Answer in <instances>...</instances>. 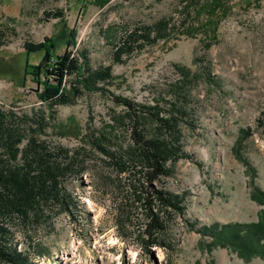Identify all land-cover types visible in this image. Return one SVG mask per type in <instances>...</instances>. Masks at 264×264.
I'll return each mask as SVG.
<instances>
[{"label": "rangeland", "instance_id": "374dc122", "mask_svg": "<svg viewBox=\"0 0 264 264\" xmlns=\"http://www.w3.org/2000/svg\"><path fill=\"white\" fill-rule=\"evenodd\" d=\"M233 1L218 41L207 48L201 35L176 36L182 0H0L5 110L51 111L38 95L42 82L28 67L41 65L45 52L26 49L45 41L57 55L72 52L80 60L86 55L92 68L111 66L117 77L72 104L55 105V123L74 120L84 132L102 127L122 109L113 95L160 100L186 111L182 129L189 157L157 183L182 196L184 210L163 215L166 229L151 254L142 241L149 222L143 181L126 174L116 178L95 165L92 172L66 180L77 200L73 213L54 207L40 221H7L8 243L28 264H264L260 256L245 260L228 247L210 249L211 237L200 232L204 225L258 222L264 208L251 196L253 186L264 190V0ZM161 19L178 27L167 41L114 59L125 36ZM178 66L188 68L190 76ZM44 136L69 147L80 143L76 135L59 137L52 128Z\"/></svg>", "mask_w": 264, "mask_h": 264}, {"label": "trees", "instance_id": "16d2710c", "mask_svg": "<svg viewBox=\"0 0 264 264\" xmlns=\"http://www.w3.org/2000/svg\"><path fill=\"white\" fill-rule=\"evenodd\" d=\"M182 2V28L176 36L201 35L206 47H211L218 41L220 25L232 13L234 1ZM169 22L161 19L134 29L117 45L114 59L121 61L123 55L141 50L147 44L167 41L169 33L178 28ZM3 44L0 29V47ZM52 46V42L45 41L26 45L28 53L45 52L41 65L28 67L33 68L29 72L42 82L43 89L38 95L51 111L19 114L0 105V264L29 263L22 251L8 243L7 221H40L50 217L54 207L59 212L73 213L77 200L66 180L92 172L95 165L107 169L116 178L126 174L130 179L143 181L149 222L147 237H142V241L151 254L153 246L160 244L157 235L166 229L163 215L171 217L173 211L184 210L183 197L157 187V183L163 177L173 176L177 163L189 157L184 149L182 129L186 111L174 104L163 105L160 100L144 103L113 95V101L122 109L114 110L102 127H90L84 132L74 120L55 123V105L72 104L85 91L102 88L101 85L113 83L117 77L111 66L92 68L85 53L80 60L72 52L57 55ZM178 68L186 77L190 76L188 68ZM42 70L44 79H40ZM48 128L59 137L74 134L80 143L69 147L53 142L44 136ZM251 183L254 184V178ZM251 196L264 206L263 189L253 186ZM200 232L203 238L211 237L210 249L228 247L245 260L255 256L264 259V208L259 212L258 222L204 225Z\"/></svg>", "mask_w": 264, "mask_h": 264}]
</instances>
